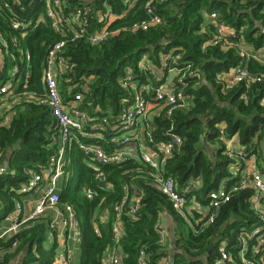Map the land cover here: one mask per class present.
Instances as JSON below:
<instances>
[{
    "label": "trees",
    "instance_id": "trees-1",
    "mask_svg": "<svg viewBox=\"0 0 264 264\" xmlns=\"http://www.w3.org/2000/svg\"><path fill=\"white\" fill-rule=\"evenodd\" d=\"M8 8L0 6V34L7 46L0 47V86L13 77V92L8 98H21L12 105L14 110L9 126L0 128V158L8 157L9 171L0 176V201L9 210L14 191L28 179L29 169L46 166L49 156L57 152L58 128L46 105L34 100L45 91L43 70L48 49L64 39L53 30L47 20L38 21L44 12L41 0H3ZM107 6L117 15L109 23L110 36L100 45H90L83 40L66 42L60 55L72 67L58 77V89L64 101H73L81 95L79 108L91 117H113L123 101L129 98L128 89L121 80L131 73L139 84L152 82L157 85V74L139 61L148 55L150 62L160 68L162 55L181 53V64L191 63L201 74V81L187 79L185 92L190 94L188 106L176 108L170 115L154 119L152 136L158 142L169 139L170 133L182 138L178 151L165 164L167 174L181 185L199 180L201 187L196 197L208 203L207 194L222 182L227 186L237 183L242 171L232 172L235 159L225 154L226 141L237 137L248 154H257V164L264 174V81L246 87L238 83L222 91L219 75L229 74L244 58L237 49L222 50L205 44L214 32L213 22L207 14L216 12L218 22L239 31L246 26L243 37L250 49H264V0H154L153 6L163 22L147 30H133L135 22L143 20L145 0H106ZM103 0H66L67 9L89 6V28L97 25V12L103 9ZM15 21L25 28H14ZM252 72L264 73V64L251 58L244 61ZM17 67V72H14ZM244 95L246 97H244ZM31 96L34 100L30 99ZM5 98L0 97V105ZM172 126V129L170 127ZM17 141L19 143L17 144ZM67 177L60 185L59 206L71 204L79 223L80 261L78 264H103L104 253L114 247L109 220L99 223V233L94 230L99 205L118 201L123 195L122 183L129 181L124 171L142 165L138 159H126L121 165H101L106 183L112 189L101 188L103 183L94 175V168L87 164V157L75 142L67 145ZM146 173L137 175L134 183L143 189L142 205L135 218L124 215V235L120 241L121 264H137L141 249L147 252L148 264H162L165 257L171 264H214L220 246L230 253L231 261L225 264H243L239 233L247 232L261 224L252 205L253 189L233 192L223 203L214 221L203 224L199 212L188 214V219L176 211L167 197L150 184ZM83 187L98 190L93 199L83 193ZM167 219V220H166ZM197 219L200 221L196 222ZM169 221L173 232L171 240L159 242L156 224ZM168 222V224H169ZM47 219L26 223L18 233L0 239V264H8L15 251L11 244L17 241L16 250L23 252L22 264H52L57 242L45 248L43 243L50 229ZM184 226L188 232L184 235ZM56 237H54L55 239ZM173 246L170 250V246ZM28 245L27 250H23ZM251 257L255 264H264V251Z\"/></svg>",
    "mask_w": 264,
    "mask_h": 264
},
{
    "label": "built area",
    "instance_id": "built-area-1",
    "mask_svg": "<svg viewBox=\"0 0 264 264\" xmlns=\"http://www.w3.org/2000/svg\"><path fill=\"white\" fill-rule=\"evenodd\" d=\"M44 2V12L39 14L38 21L47 20L54 31L64 36L55 42L47 52L45 67L43 70V82L45 91L43 95L36 100L31 96L30 99L38 104L46 105L51 115L55 119L58 128L57 152L50 155L45 167L41 169H29V177L26 181L18 185V193H34L32 207L28 216L22 217V204L17 203L12 211L10 223L0 230V239H7L18 233L28 220L36 219L44 215L47 209H53L56 216L50 221V229L64 230L66 233L79 237V223L75 210L71 204L59 206L60 185L63 179L67 177L65 152L67 145L72 142L87 157V164L94 168V175L103 183L101 188L112 189V184L107 182L101 165H121L123 161L130 158H136L139 162L147 166L144 170L141 166H134L124 172L128 174L129 181L122 183L123 195L113 203L99 205L96 212L97 221L94 222V230L99 233V223L109 220L110 213H114L111 232L114 247L104 253L103 263L121 264L120 241L124 235V225L122 217L129 215L133 218L137 216L138 209L142 205L143 189L134 183L137 175L132 173L145 172L150 184L157 187L171 202L172 207L188 219V214L194 210L199 212L204 220L203 224L212 223L219 213L221 205L230 200L233 192L246 188L253 189L252 205L255 213L260 218L261 224L254 226L248 232L242 228L240 237L239 255L243 264H255L249 255H256L264 251V174L259 167L254 166L249 171L245 169L246 161L249 158L257 160V154H248L245 148L225 146V154L235 159L232 166V172L243 170L240 180L227 186L222 182L216 189L207 194L208 203L202 202L196 197L195 192L201 187L199 180H190L181 185L177 180L166 173L165 164L174 152L178 151L182 138L170 133L168 140L158 142L152 136V125L155 118L170 115L173 110L180 107H186L191 101L190 94L185 92L188 85L187 79L194 80L197 85L201 81V74L197 67L191 63L181 64L179 62L181 53L170 52L168 55H162L160 68H156L148 55H144L139 61L140 67H148L157 76L156 80L161 81L157 85L152 82L139 84L131 73H127L119 80L122 87L130 92V97L125 99L119 107L118 112L113 116H101L98 119L91 117L87 112L79 108L81 95H76L73 101H64L62 94L58 89V77L67 69L73 66L64 57L60 55L66 42L83 40L90 45H100L109 36V23L117 17L107 6V1L103 0V9L97 12V25L95 28H89L88 14L90 7H80L67 9L66 0H41ZM136 1V0H134ZM154 0H145L146 17L135 22L132 25L133 30H147L152 25H158L163 22V18L155 12L153 6ZM258 1V0H253ZM126 3H134L132 0H125ZM0 6L8 8L7 1L0 0ZM216 12L207 14V19L214 25V32L205 44L216 45L222 50L237 49L244 61L254 58L257 62L264 64V51H257L262 56V60H257L258 55L253 49L246 46L243 31L246 26L239 31H234L228 26L218 22ZM14 28L24 30L25 26L15 21ZM262 31L264 32V26ZM7 46V41L0 34V47ZM237 65L229 74L219 75V81L222 84V91L233 88L238 83H244L249 87L253 83L264 81V73L252 72L245 62ZM17 72V67H14ZM172 72V77L167 81L168 74ZM13 92V77L0 86V97H9ZM244 97H246L244 95ZM17 98V97H16ZM14 103V102H13ZM0 128L9 126L13 116L11 103L0 105ZM172 129V126L170 127ZM8 172L6 167L0 164V176ZM83 193L88 199H93L98 190L92 187H83ZM1 206V205H0ZM200 219H197L196 222ZM156 233L159 242L166 239V232L160 220L156 224ZM18 247L17 241L11 244V251ZM147 252L141 249L138 253L137 264H148ZM219 257L214 264H225L231 261L230 253L224 246L219 248ZM66 263L70 255H61ZM163 264H171L164 261Z\"/></svg>",
    "mask_w": 264,
    "mask_h": 264
},
{
    "label": "crops",
    "instance_id": "crops-1",
    "mask_svg": "<svg viewBox=\"0 0 264 264\" xmlns=\"http://www.w3.org/2000/svg\"><path fill=\"white\" fill-rule=\"evenodd\" d=\"M261 50L264 51V49H259L257 51H261ZM253 51L255 52V54L258 55L257 60L261 61L262 56H259L260 53H258L255 50H253ZM172 74H173L172 72H170L168 74L167 81L172 77ZM4 98H5L4 100H6V101H3V103H5V104L11 103V105H13L15 103H19V101L21 100V98L16 99V97H12L10 99L8 97H4ZM1 110H2V108L0 109V111ZM226 144L232 148L241 146L239 144V140L236 136L227 140ZM1 159L3 160L4 156L1 157L0 160ZM7 165H8V163H7ZM254 166L258 167L257 160H253V158H249L246 161L245 169L247 171H249ZM242 173H243V171H242ZM17 187L16 188H14V187L9 188V190L14 191V194H15L14 197L12 198L13 201H12V204H11V207L9 210H5L7 208L4 207L3 204H1L2 200L0 201V205H1L0 206V230L3 229L4 227H6L10 223V220L12 217V211L14 210V207L17 203L22 204V217L28 216L30 209L32 207V203H33V199H34L35 194L34 193H24V194L18 193L16 191ZM202 204H205V202L202 201ZM55 216H56V212L53 209L49 208L45 211L44 215H42L36 219H43V220L47 219L48 221H51L55 218ZM34 220L35 219L28 220L26 223H28L29 221L33 222ZM168 222L167 221L164 222V229L166 232V238L168 240H171L173 232L171 230V225H170L171 223L169 222V224H168ZM54 237H56V238L54 239ZM55 241L57 242V250H56L55 258H54L52 264H78L79 263V261H80V247H79V238L78 237L73 236L72 234L66 233L64 230H61L59 227L56 231V235L53 234L52 231H48V233L46 234V239H45L43 245L45 248H50V247H52V245L54 244ZM169 246H170V250H172L171 248H173V246H171V244H169ZM27 249H28V245H25L23 250H27ZM14 251H15V253L11 257L8 264H22V258L24 255L23 252L20 250H13V252ZM64 254L70 255V258L66 263L63 261V259L61 257V255H64ZM164 261L171 262V261L167 260L165 257H163L161 259V263L163 264ZM103 264H110V263H108L106 261Z\"/></svg>",
    "mask_w": 264,
    "mask_h": 264
},
{
    "label": "water",
    "instance_id": "water-1",
    "mask_svg": "<svg viewBox=\"0 0 264 264\" xmlns=\"http://www.w3.org/2000/svg\"><path fill=\"white\" fill-rule=\"evenodd\" d=\"M19 143V141H17V144ZM7 163H8V157H4V159L2 160H0V164H2L3 166H5L6 167V170H8L9 171V167H8V165H7ZM26 248V247H25Z\"/></svg>",
    "mask_w": 264,
    "mask_h": 264
},
{
    "label": "rangeland",
    "instance_id": "rangeland-1",
    "mask_svg": "<svg viewBox=\"0 0 264 264\" xmlns=\"http://www.w3.org/2000/svg\"><path fill=\"white\" fill-rule=\"evenodd\" d=\"M188 232V227L186 226H184V235L186 234Z\"/></svg>",
    "mask_w": 264,
    "mask_h": 264
}]
</instances>
